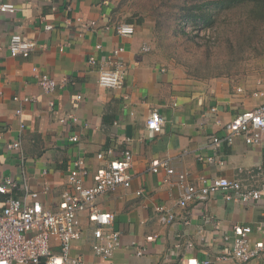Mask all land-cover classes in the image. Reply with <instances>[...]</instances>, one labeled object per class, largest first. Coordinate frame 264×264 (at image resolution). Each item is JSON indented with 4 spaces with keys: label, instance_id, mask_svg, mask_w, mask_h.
<instances>
[{
    "label": "crops",
    "instance_id": "obj_1",
    "mask_svg": "<svg viewBox=\"0 0 264 264\" xmlns=\"http://www.w3.org/2000/svg\"><path fill=\"white\" fill-rule=\"evenodd\" d=\"M9 1L17 9L0 11V180L12 177L19 185L17 195L38 191L42 207L57 210L66 188L68 162L81 156L94 172L125 149L131 152L130 186L96 198L101 210L114 214L112 226L120 232V246L110 258L95 256L90 222L83 211L79 213L82 235L72 241V256H80L84 264L214 259L225 245L222 236L231 238L234 224L250 226L249 241L264 244V134L258 144H246L242 138L223 143L215 152L222 164L198 159V153H212L211 138L223 135L228 121L264 102V71L234 82L226 77L194 78L171 68L151 50V24L120 21L116 0ZM90 21L94 24L84 26ZM120 22L133 24L134 33L118 35L114 26ZM45 24L52 27L46 29ZM13 33L44 47L27 57L11 56L7 44ZM97 44L101 45L98 49ZM143 45L149 50H143ZM117 47H122L118 57L126 69L124 85L100 86L97 66H91L88 58L105 60ZM33 65L67 81L46 94L31 74ZM77 94L81 100L75 99ZM24 96L35 100L24 101ZM153 111L164 119L162 130L156 133L145 125ZM67 113H73L78 122H61ZM71 135H77L78 141L72 142ZM15 140L20 147L8 150L6 144ZM98 153H103L102 159ZM153 159H166L176 171L187 172V180L195 184L200 176L239 179L246 184L255 180L260 198L227 200L224 191H217L182 207L178 205L182 189L164 181L163 169L150 170ZM84 184L92 181L86 179ZM45 186L48 190L43 193ZM157 205L175 213L172 222L161 221ZM139 248L141 255L136 254ZM211 264L240 263L216 260ZM243 264H264V247L258 257Z\"/></svg>",
    "mask_w": 264,
    "mask_h": 264
},
{
    "label": "built area",
    "instance_id": "obj_2",
    "mask_svg": "<svg viewBox=\"0 0 264 264\" xmlns=\"http://www.w3.org/2000/svg\"><path fill=\"white\" fill-rule=\"evenodd\" d=\"M17 6L9 0H0V11H15ZM94 21L84 24L92 25ZM50 24H45L50 29ZM114 31L120 36H130L135 27L131 23L120 22L114 26ZM33 39H28L20 33L10 35L7 50L11 56H29L33 50L43 48ZM101 45L97 44L96 48ZM143 50H149L147 45ZM1 50V47H0ZM122 47L114 48L111 55L105 60H97L95 56L88 58V63L97 66L100 86L107 88H121L124 85L126 69L118 57ZM113 65V67H109ZM31 74L35 78L39 88L46 94L54 92L62 87L67 78L60 80L41 70L38 66L31 67ZM18 97L15 96L14 99ZM124 98L127 96L124 95ZM24 101H34L33 96H24ZM76 100H81V94H77ZM50 108L54 102H48ZM61 122L75 124L78 118L73 113H67ZM164 119L159 112L153 111L145 120L146 127L152 132L162 130ZM23 126V125H21ZM223 135H213L211 138L212 153H198V159L208 163L222 164L223 159L216 156V150L223 143L232 144L236 138H242L246 144H258L263 141L264 134V102L258 104L252 110L238 114L225 124ZM72 142L78 141L77 135H71ZM8 150H17L20 147L18 140L6 144ZM110 154V150H108ZM97 158L102 159L103 153H98ZM131 165V152L125 149L120 157L109 158L106 163L99 166L94 172L89 170L85 159L76 157L67 163L66 188L61 194V201L57 210H49L42 207L40 193L30 190L25 196L16 194L19 185L10 176L0 180V264H84L80 256H72L70 248L73 240L82 235L79 213L86 211L91 227V250L95 256L110 258L114 251L120 246V232L113 228L114 214L109 210H101L96 204V198L108 191L116 190L118 187L128 188L132 176L129 173ZM163 169L167 177L164 181L170 185H177L182 189V195L178 199V205L185 207L189 201L194 199H205L209 195L224 191L227 200H238L247 202L258 200L261 190L254 183L246 184L239 179H228L226 177L200 176L197 184L187 180L188 173L176 171L166 159H153L150 170L157 172ZM174 177L175 181L171 180ZM90 179L92 184L85 185L84 181ZM48 186L42 190L47 192ZM142 189L136 191L141 194ZM155 210L164 223H170L175 213L163 205L155 206ZM232 236L224 234L222 240L225 243L222 250L215 255L214 259L209 257H189L179 261L177 264H211L218 260H233L240 264L258 257L264 247L263 242L251 243L249 234L251 227L247 225L234 224L231 227ZM57 247V250L53 247ZM142 249H137L136 254L141 255Z\"/></svg>",
    "mask_w": 264,
    "mask_h": 264
},
{
    "label": "rangeland",
    "instance_id": "obj_3",
    "mask_svg": "<svg viewBox=\"0 0 264 264\" xmlns=\"http://www.w3.org/2000/svg\"><path fill=\"white\" fill-rule=\"evenodd\" d=\"M115 2L120 21L141 19L151 24V50L171 68L194 78L226 77L234 82L264 71V22L253 39L246 38L243 6L215 11L213 25H196L180 23L183 0Z\"/></svg>",
    "mask_w": 264,
    "mask_h": 264
},
{
    "label": "trees",
    "instance_id": "obj_4",
    "mask_svg": "<svg viewBox=\"0 0 264 264\" xmlns=\"http://www.w3.org/2000/svg\"><path fill=\"white\" fill-rule=\"evenodd\" d=\"M236 6L245 7V20L248 24L245 28L249 29L244 30V36L253 39L259 23L264 22V0H183L182 14L179 20L181 24L183 21L187 23L191 21L196 25H199V23L213 25L215 11L218 10L219 13ZM140 22L141 19H138L137 23Z\"/></svg>",
    "mask_w": 264,
    "mask_h": 264
},
{
    "label": "snow or ice",
    "instance_id": "obj_5",
    "mask_svg": "<svg viewBox=\"0 0 264 264\" xmlns=\"http://www.w3.org/2000/svg\"><path fill=\"white\" fill-rule=\"evenodd\" d=\"M57 264H59V262H57ZM193 264H195V262H193Z\"/></svg>",
    "mask_w": 264,
    "mask_h": 264
}]
</instances>
